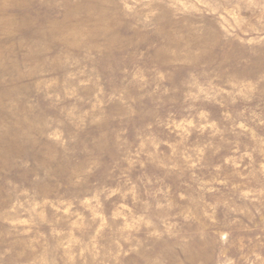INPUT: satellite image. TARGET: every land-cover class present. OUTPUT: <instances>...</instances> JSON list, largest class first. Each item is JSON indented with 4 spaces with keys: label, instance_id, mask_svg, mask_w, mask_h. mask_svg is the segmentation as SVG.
<instances>
[{
    "label": "rangeland",
    "instance_id": "1",
    "mask_svg": "<svg viewBox=\"0 0 264 264\" xmlns=\"http://www.w3.org/2000/svg\"><path fill=\"white\" fill-rule=\"evenodd\" d=\"M0 264H264V0H0Z\"/></svg>",
    "mask_w": 264,
    "mask_h": 264
}]
</instances>
